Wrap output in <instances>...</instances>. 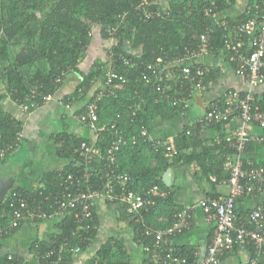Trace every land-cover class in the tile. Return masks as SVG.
<instances>
[{"label":"trees","instance_id":"obj_1","mask_svg":"<svg viewBox=\"0 0 264 264\" xmlns=\"http://www.w3.org/2000/svg\"><path fill=\"white\" fill-rule=\"evenodd\" d=\"M138 2L139 0H0V27L3 30V34L0 35V86L5 91L4 97H9L17 103L34 88L41 90L45 95H53L61 86L55 84V79L63 74L65 80L67 74H74L80 77V84L72 98L81 99L92 91L93 95L89 99L91 102L100 91L106 89L102 86L109 47H106L104 61H95L87 73L80 71L79 64L84 60L86 50L93 40V34L89 35L91 30L98 29L99 37L106 41L108 38L104 34V29L116 24L119 15L126 14L125 21L115 38L116 55L131 58L138 53L141 55V62L144 63L155 62L165 56L172 59L183 54L185 48H195L194 37L211 24L203 14V9L208 7L210 2H214L218 15L229 8L235 0H159L156 6L161 10L162 17L146 22L139 20L135 15L134 7ZM261 2L264 0L259 1ZM246 18L247 15L243 12L237 19ZM214 32L211 39L212 47L223 49V33L216 28ZM117 65L118 71L124 74L126 83H113L98 100L99 136L91 141L65 133L57 134L54 143L58 156L71 158L72 163L61 172L48 174L44 185L36 191L27 192L14 187L7 196L13 192H24L40 200L42 196L55 191L61 176L82 170L83 161L75 152L80 143L93 142L94 146L105 150L113 140L115 131H118L125 141L116 153V164L117 172L129 177L126 183L128 189L141 191L157 185L167 192L165 198H156L154 205L146 212H142L149 226L168 227L170 222L160 219L170 218L173 213L180 210L174 207V193L162 182V174L173 163L196 162L207 176H216L219 181L227 177L223 163L231 152H224L221 147L216 146L201 147L196 135H186L187 130L197 132L194 126H185L177 134L175 147L178 155L174 157H167L164 151H155L147 141L141 139L142 130L145 129L149 134L155 121L175 119L180 116V112L161 99L154 83L146 84L140 79V69L136 67L127 69L120 61H117ZM216 76L210 74L206 82ZM256 98L264 103V95H256ZM225 125H217L214 129L221 132ZM21 130L20 122L0 110V155L4 152L3 156H0V161H4L18 147L20 143L18 135ZM187 147L193 149L189 156L181 152ZM104 163L105 160L102 162L94 159L89 165L93 173L91 184L94 188L104 183L106 173ZM120 208L125 212L122 206ZM0 211L4 213L0 223L2 226L5 225L9 213L7 200L0 203ZM72 214H68L59 222V233L52 235L49 241L32 244L31 250L38 258L39 264H52L54 257L48 260L42 257L54 247L66 242L68 246L64 250L62 264H71L75 256L71 249L79 245L82 251L95 237V229L90 230L88 235L80 233L77 237L72 236L76 227ZM126 217L132 224L133 232L142 248L152 242L151 238L142 237L137 233L140 226L134 224L127 215ZM93 223L96 224L94 214ZM84 239H88L87 242H84ZM173 248L180 256L194 259L191 249ZM246 249L250 259L253 258V247L248 246ZM238 250L236 247L232 252ZM123 255L121 246L109 240L85 264H125ZM249 261L246 264H249ZM258 261L259 264H264V256ZM0 264L25 263L17 256H4L0 258Z\"/></svg>","mask_w":264,"mask_h":264},{"label":"built area","instance_id":"obj_2","mask_svg":"<svg viewBox=\"0 0 264 264\" xmlns=\"http://www.w3.org/2000/svg\"><path fill=\"white\" fill-rule=\"evenodd\" d=\"M158 1L139 0L134 7L136 17L143 22L161 18L163 14L156 6ZM244 12L247 15L245 20L219 18L214 2H210L209 6L203 9V14L211 24L194 37L195 48H185L183 54L172 59L165 56L155 62L144 63L141 62L140 54L126 58L121 54L116 55L115 44L110 45L103 74V87L107 89L115 82L126 83L124 74L118 71L117 61L127 69L136 67L140 69V79L143 82L154 83L161 99L177 109L180 114H184L189 110L193 97L206 90V78L214 71L213 67L198 62L205 57H223V62L230 65L234 75L245 80L246 88L242 92L228 90L210 102L204 114L197 119L195 127L197 132L202 134L217 125L236 122L228 139L218 138L213 144L221 147L224 152H231L223 163L227 177L223 181L215 177L211 179L212 182L228 188L226 195L203 198L198 204L173 213L170 218L160 219L170 222L168 227L155 228L147 225L142 212L153 206L156 198H165L167 192L157 185L141 191L128 189L126 183L129 177L118 173L116 164V153L125 141L119 132L115 131L113 140L105 150L97 148L93 142H81L75 152L83 161L82 170L61 176L56 190L42 196L40 200L24 192L6 195L4 200H7L9 213L6 214L5 225L0 226V237L7 236L24 222L61 221L72 213L76 225L72 236L77 237L80 233L88 235L90 230L95 229L92 224L94 208L97 202L102 200L108 204L122 206L125 214L134 224L140 226L136 232L142 237L152 239V242L143 246L147 257L145 264H219L222 257L234 248L242 250L248 246L254 249V257L250 259L249 264H259L258 260L264 256V207H256L243 217L236 213V203L240 198L250 197L264 190V163L243 158L252 143L262 140L249 133L250 127L264 129V103L258 101L255 94V90L264 83V2H253ZM125 17L126 14L119 15L116 24L104 29V34L109 40L116 38ZM214 28L223 33V49L212 47ZM2 34L0 27V35ZM89 35H92V31ZM219 70L224 72V67H219ZM62 83L63 74L55 79V84ZM105 90L100 91L78 116L79 122L94 131L96 137L99 136L97 102ZM51 96L34 88L17 101V105L23 113H29L50 102ZM191 132L187 130L186 135L190 136ZM140 137L155 151H164L167 157L178 155L172 142L150 138L145 129ZM3 154L4 152H1L0 156ZM94 159L102 162L105 160L104 183L97 188L91 184L93 173L89 169ZM196 210L202 212L208 223L215 225L205 256L199 263H196L195 258L190 260L188 256H180L171 245L174 238L193 226V212ZM87 240L84 239V242ZM67 246V242L59 244L42 259L54 257L52 264H62ZM71 252L78 255L81 247L76 245ZM35 260L38 262V258L35 257Z\"/></svg>","mask_w":264,"mask_h":264},{"label":"crops","instance_id":"obj_3","mask_svg":"<svg viewBox=\"0 0 264 264\" xmlns=\"http://www.w3.org/2000/svg\"><path fill=\"white\" fill-rule=\"evenodd\" d=\"M256 1L261 0H235L229 8L218 14V17L236 19L242 15L250 3ZM97 35V38H93L87 48L84 60L79 64V70L82 72L87 73L97 60L104 61L106 47L116 43L115 39L104 41L101 36L99 37L100 33ZM222 58L217 55L216 57H205L198 62L213 67L212 74L217 76L207 81V87L203 93L193 97L187 112L175 119L155 121L156 123L151 126L148 134L150 138L170 141L175 146L179 131L188 125L196 128L197 119L204 114L210 102L221 97L228 90L240 92L245 90V80L235 76L230 65L225 64ZM222 66L224 72L219 70ZM79 84V76L67 74L59 89L51 96L52 100L29 113H23L15 101L4 97L5 91L0 86V110L20 122L22 128L18 147L4 161H0V177L9 174L12 178V188H21L27 192L36 191L44 185L48 174L61 172L72 163L73 159L58 156L54 143V137L57 134L65 133L75 138L91 141L96 139L94 131L78 120V116L84 111L93 95L91 91L85 97L74 100L72 95ZM255 94L264 95V83L255 90ZM235 125L236 122L226 124L221 132L214 128L202 134L191 132L190 136L196 135L201 147L212 148L218 138L228 139ZM249 133L262 140L252 143L245 151L243 158L256 163H264V129L250 127ZM181 152L189 156L193 153V149L187 147ZM168 169L171 170V179L167 187L174 193L176 209L196 205L206 197L224 196L229 191L225 185L212 182V177H217L204 174L196 162L188 164L176 162ZM259 206L264 207V190L259 194L238 199L236 210L238 215L245 217ZM94 215L95 237L81 253L73 256L71 264H85L109 240L121 246L125 264H145L147 257L142 244L136 238L132 224L119 205L108 204L100 200L94 208ZM3 216L4 213L0 211V223ZM193 217L194 224L190 230L174 238L171 245L177 249H191L196 263H199L205 256L215 225L208 223L200 210L194 211ZM59 222V220L24 222L12 233L0 237V258L17 256L25 264H39L31 250L32 244L47 242L52 235L58 234ZM249 259L250 255L244 248L237 252L226 253L219 264H246Z\"/></svg>","mask_w":264,"mask_h":264},{"label":"water","instance_id":"obj_4","mask_svg":"<svg viewBox=\"0 0 264 264\" xmlns=\"http://www.w3.org/2000/svg\"><path fill=\"white\" fill-rule=\"evenodd\" d=\"M11 179L12 178L9 177V174L0 177V203L4 201L6 195L12 189ZM170 179H171V170L167 169L162 174V182L166 186H169Z\"/></svg>","mask_w":264,"mask_h":264},{"label":"rangeland","instance_id":"obj_5","mask_svg":"<svg viewBox=\"0 0 264 264\" xmlns=\"http://www.w3.org/2000/svg\"><path fill=\"white\" fill-rule=\"evenodd\" d=\"M96 30V31H95ZM92 31V34H93V38H97V33H98V29H93L91 30ZM106 50V49H105Z\"/></svg>","mask_w":264,"mask_h":264}]
</instances>
